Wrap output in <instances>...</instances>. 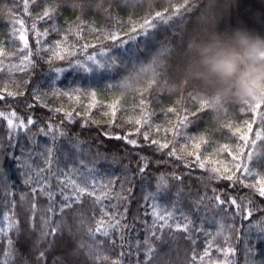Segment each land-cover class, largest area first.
<instances>
[{"label":"trees","instance_id":"16d2710c","mask_svg":"<svg viewBox=\"0 0 264 264\" xmlns=\"http://www.w3.org/2000/svg\"><path fill=\"white\" fill-rule=\"evenodd\" d=\"M237 32L261 48L240 47ZM217 41L264 63V0H0V113L35 121L10 131L0 117V261L264 264V212L249 222L214 202L264 208V90L242 97L204 68L197 46ZM215 167L237 179H209ZM84 186L92 194L77 195ZM113 215L128 227L89 240Z\"/></svg>","mask_w":264,"mask_h":264},{"label":"snow or ice","instance_id":"6c2138e0","mask_svg":"<svg viewBox=\"0 0 264 264\" xmlns=\"http://www.w3.org/2000/svg\"><path fill=\"white\" fill-rule=\"evenodd\" d=\"M32 2L35 3V0H32ZM28 5H29V0H24L25 9L28 8ZM53 11H55V10L54 9H51V10L50 9H46L44 11V13H43V16L39 17V18L40 19L50 18ZM176 11H179V9H176ZM156 16L160 17L161 13H156ZM16 23L20 24L21 27H23V21L22 20H18ZM147 24H149V21H145V25H147ZM133 31H135V29H133ZM18 38H19V40L21 42H23L24 47L27 48L26 36L21 33ZM116 38L117 37H115V36L112 37V39H116ZM25 59L27 60V57H25ZM18 94L22 95L23 93H11V92L7 93V95H10V96H15V95H18ZM2 99H5L4 95H0V100H2ZM141 103H143V101H141ZM111 107H112V111L110 113V116L111 117H115L116 116V105H112ZM201 107L203 108V107H207V106L201 104ZM259 107H260V105L256 106L257 109ZM168 111H172V109H168ZM105 115H109V114L105 113ZM0 117H4L5 119H7V123H8L10 131L15 129V128L23 129V128H25L27 126H30V125H33L35 123V121L32 118H29L27 120L26 124H25V122L23 120H20L18 124L14 123L13 118L16 117V114L14 112L10 113L8 116H5L4 113H0ZM66 118L71 119V113H67L66 114ZM186 122H187V117H185L183 120H181L180 124L184 125ZM135 123L137 125H143V124H148L149 121L146 118H144L142 120H140V119L136 120ZM49 130H51V128H49ZM139 130L140 129L137 128V132H139ZM157 131H159V129H157ZM131 135L132 134L130 133L128 137H122V136H118V135L113 137L110 134L106 133V136H108V138L124 139L126 143H129V144H131L133 146H137V141L134 140V139H131L130 138ZM262 135H264V134L259 133V132L256 134V140H255L256 143H257V141L260 140ZM144 139L145 140L149 139L147 134H145ZM151 143L157 145L159 148H168L169 147V145L167 143L161 144L157 140H152ZM196 147L198 148L199 144H197ZM170 154L175 155V152H172ZM190 155H192V153H190ZM177 158L179 159L180 157H177ZM199 159H200L199 156H196V160L199 161ZM199 167L203 169V168H205V164L204 163H200ZM239 167L240 166L237 165V168H239ZM146 168H147L146 164L140 166V172L143 173L146 170ZM244 168L247 170L248 166L245 165ZM210 171L214 175L209 177V179H223V180H228V181H235L237 179V177L235 176L234 173H231V174L229 173V169L227 167H225L223 169V172H221L220 168H218V167L212 168V169H210ZM175 179L180 180L181 177L176 176ZM257 191H258V194H259L260 197H264V187H260ZM76 192H77V195L86 194V193L87 194H92V193H88L87 186L78 187L76 189ZM107 196H108V194L105 193V197L106 198H107ZM214 202L217 204V206H220L221 208H223V205L229 204V205L235 206L238 209H243L241 214L245 215V219H247L249 222H251L252 218L254 216H256L257 212H264V208L256 209V211H253V207L254 206L253 207H246L241 202H238L235 197L230 198L229 200H223V199H221L220 196H216L214 198ZM249 203H251V202H249ZM68 207H70V205L67 203V198H66L65 203L63 204V207L60 210L64 211V209H67ZM32 210H33V212H35V210H36V204L35 203H33V205H32ZM49 210L50 211L54 210V209H52L51 205H50ZM153 215L156 217V219L161 220V221H165V217L163 215H160L155 210L153 212ZM191 223L192 222H189V223H186V224H183V225H177V230L187 232V231L190 230ZM62 227H63V225H62ZM122 227H128V226L123 225V221L121 219H117L115 217V215H113L109 222L105 223V221L101 220V221L98 222V225H97V227L95 229L89 228L88 231H87V237H88L89 240H91L94 236H98V235H102L105 238H107L109 236V231L110 230L119 231ZM58 231L59 230L57 228H50L49 231L43 232L42 235L44 237H47L48 235H51L53 238H55V236L57 235ZM259 232H260L261 236H264V227L260 228ZM71 234H72V231H71V228H69V235H71ZM9 243H11V241H9ZM80 246L83 248L86 245L82 242ZM11 254L12 253L10 251H8V250H6L5 253H4L5 257H7V256H9ZM207 254L208 253H207V250H206L205 251V255H207ZM225 255L226 256L234 255V251L229 249L227 252H225ZM45 256H46L45 252H40L39 253V258L40 259H44ZM0 264H5V262L4 261H0Z\"/></svg>","mask_w":264,"mask_h":264},{"label":"clouds","instance_id":"9594fccd","mask_svg":"<svg viewBox=\"0 0 264 264\" xmlns=\"http://www.w3.org/2000/svg\"><path fill=\"white\" fill-rule=\"evenodd\" d=\"M234 38L247 51L254 47L259 50L262 46L261 42L252 41L241 32H237ZM197 48L204 68L221 81L228 82L240 96L257 95L264 90V63H248L234 48L225 47L218 41Z\"/></svg>","mask_w":264,"mask_h":264}]
</instances>
